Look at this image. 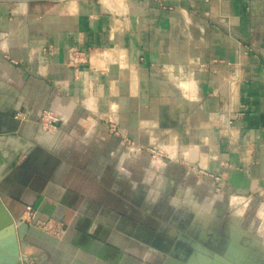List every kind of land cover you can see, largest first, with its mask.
Listing matches in <instances>:
<instances>
[{"label": "crops", "instance_id": "0c3cea01", "mask_svg": "<svg viewBox=\"0 0 264 264\" xmlns=\"http://www.w3.org/2000/svg\"><path fill=\"white\" fill-rule=\"evenodd\" d=\"M27 207V264H264V0H0V230Z\"/></svg>", "mask_w": 264, "mask_h": 264}, {"label": "water", "instance_id": "95a60500", "mask_svg": "<svg viewBox=\"0 0 264 264\" xmlns=\"http://www.w3.org/2000/svg\"><path fill=\"white\" fill-rule=\"evenodd\" d=\"M26 230L27 224L21 220L18 224L10 221L0 230V264H27L19 249L22 232Z\"/></svg>", "mask_w": 264, "mask_h": 264}, {"label": "built area", "instance_id": "2783aa9c", "mask_svg": "<svg viewBox=\"0 0 264 264\" xmlns=\"http://www.w3.org/2000/svg\"><path fill=\"white\" fill-rule=\"evenodd\" d=\"M76 55L77 54L75 52L72 53V57ZM39 124L42 129H54L58 124V119L53 113L47 112L41 117ZM35 217L36 211L31 207H27L21 217V221L48 235H53L55 237H59L61 235L62 229L59 225L53 227L50 226L49 223L36 221Z\"/></svg>", "mask_w": 264, "mask_h": 264}, {"label": "flooded vegetation", "instance_id": "af4514ba", "mask_svg": "<svg viewBox=\"0 0 264 264\" xmlns=\"http://www.w3.org/2000/svg\"><path fill=\"white\" fill-rule=\"evenodd\" d=\"M264 263V262H263Z\"/></svg>", "mask_w": 264, "mask_h": 264}]
</instances>
